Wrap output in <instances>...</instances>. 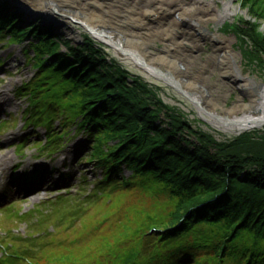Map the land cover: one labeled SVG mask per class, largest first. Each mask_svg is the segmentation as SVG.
I'll use <instances>...</instances> for the list:
<instances>
[{
    "label": "trees",
    "instance_id": "1",
    "mask_svg": "<svg viewBox=\"0 0 264 264\" xmlns=\"http://www.w3.org/2000/svg\"><path fill=\"white\" fill-rule=\"evenodd\" d=\"M240 2L254 20H240L234 27L244 45L241 47L243 55L262 62L264 34L258 28L264 21V0ZM49 41L52 42L50 48L57 49V43L52 39ZM72 50L76 63L80 65L79 74L85 73L72 78L85 86L80 94L84 105H90L86 107L89 116L100 121L96 130L104 129L107 137L125 139L135 131L136 122H141L152 132L143 142H129L119 151L111 149L107 154L115 165L123 163L133 174H152L165 189L173 191L177 204L160 226L167 229L180 224L177 232H182L181 221L192 209L201 205H205V209L217 206L221 218L226 221L228 235L238 236L247 231L264 242V133H245L226 143H217L210 136L199 133L194 136V141H190L183 134L187 131L193 135L186 121L163 106L150 107L148 101L155 104L154 94L144 83L134 80L129 84L126 72L108 64L103 54L90 45ZM54 58L61 60L60 55ZM61 66V69H67ZM162 112L166 113L165 121L157 123ZM160 141L161 145H157ZM95 151L97 155L100 153L97 146ZM103 162V158H99V164ZM83 206L70 201L62 211L77 217ZM155 228L158 226L149 227L147 231ZM46 241L45 237L31 241L26 244L27 249H40ZM253 257L251 253V262Z\"/></svg>",
    "mask_w": 264,
    "mask_h": 264
},
{
    "label": "rangeland",
    "instance_id": "2",
    "mask_svg": "<svg viewBox=\"0 0 264 264\" xmlns=\"http://www.w3.org/2000/svg\"><path fill=\"white\" fill-rule=\"evenodd\" d=\"M17 1V5L20 8H12V12H14L15 15L22 16L28 22H36L38 25L43 26L45 29L52 28V31L55 35H53L54 40L62 41L64 39L65 41V39H70L73 45H79L80 42H77L76 39L78 38V35L84 34V31L80 24L73 23L69 19L59 18L58 16L54 17V19L51 20L52 23L46 24L44 23L45 20H43L42 18V15L46 14V9L44 12L38 11L39 14L36 11L38 8L37 5L40 2H43V0H33L32 2H28L30 7L27 4H23V0H21V2H19V0ZM145 1L146 0H142V3H139L138 8H141V10H143L145 7L151 5L150 2L146 3ZM168 1L172 2L171 6L176 3L171 0ZM168 1L164 2V6L169 5ZM199 1L203 8V5L208 2L210 3L211 0ZM230 1L233 9L235 8L236 10L235 14L232 17L227 18L225 21L229 22V24L232 26L236 25L240 20H242V22H246L247 20L254 22V20H250L247 9L242 7L240 0H213V3L215 4V8L219 10L222 8L223 2ZM180 2L184 5H191L194 0H180ZM112 9L121 10L117 4H114ZM168 12L169 14H171L172 19H174L177 23H180V20L187 22L189 21L188 23H190L189 18L179 17V19H177L173 16L174 12H172L171 10H168ZM150 16L153 19V16ZM164 16V14H161L160 19L156 22V26L165 23L162 19ZM65 23L66 25L69 24L72 27L73 33L70 36L67 35V33L70 32V29L66 26H62V24ZM207 27L211 31L217 30L222 35L230 38L231 47L235 51L242 54L240 48L244 45L236 32L232 33L233 31L230 28H225L223 23L222 25H215L212 22H208ZM258 29L259 31L264 33V21L260 22ZM79 30L80 34H77L76 31ZM175 36H177L178 38L180 37L178 34H175ZM158 39L159 38L154 41V45L156 48L154 53H159L163 50L165 45H167L165 40L161 39V41H159ZM173 40L176 42L180 41V45L183 41L186 42V44L190 45V52L187 51V53H190V55L194 57L193 62H207L205 70L206 72L205 74L202 73L204 74L203 77H205V82L201 87L207 90L205 93H203V96L206 99L213 100V103L217 106L216 109L218 112H221V109L223 108L231 107L234 103L237 102L238 97L241 99L243 98L245 102H248V100L252 98L251 91L246 90L247 95L245 94L246 97H244L237 89V85L241 86V84H232L226 79V77H229L228 74L221 73L219 71V68L215 63V56L218 54V47L214 46L212 42L206 41L202 44H198L197 47L194 48L195 50H193V48H191V42L189 39L187 40L181 36L179 39ZM91 41L95 45L97 50L104 53L109 63H113L118 67L121 66L126 71L125 75L129 81L140 80L142 83L148 86L149 89H151L149 91H152V93L154 94V97H151L155 99V104L159 102V104L155 105L151 101H148V104L151 108H160L161 106H163V108L165 107L166 109L173 111L174 116L181 117L183 121L189 123L191 131L195 134L201 131L212 136L216 141L222 143H226L232 139L233 136L231 134L216 130L215 128L198 118L194 105L179 92L169 87L155 86L148 83L144 78L136 75L137 73L131 72L130 69L127 68V66H124V64H122V62L118 57L115 56L110 48L96 42L92 38ZM184 42L182 43L181 47L185 51L187 47L184 45ZM246 42L247 44L250 43L248 39H246ZM13 50H15V54L13 56L19 57V66L14 69L15 74H13L12 77L8 79V82L9 86L14 88L20 82L29 80V78L34 75L36 70L32 69L30 67V64L25 62V54L24 56H22L24 50L20 51L19 48H13L12 51ZM31 53L32 52L30 51V54ZM242 57L240 58L242 70L244 72H248L249 76H257L259 80H262L264 82V60L262 62H259L257 59L250 60L245 58L244 60V57ZM229 75H232V77H237L235 76V74ZM24 106L25 102L23 100L17 99L16 104H12V109H22ZM73 111L77 115V110L74 109ZM241 113L242 111H239L238 115ZM165 114L166 113L162 112L160 116L164 117ZM252 131L255 132V130H250L249 132ZM256 131L260 132V134L264 133V126L263 128L257 129ZM68 132L69 136L75 134L74 123L70 125ZM183 134H185V137L189 138V140L194 139V136L187 131H185ZM83 141L84 139L82 138V136L78 138H72L69 141V146L65 148L63 152H61L70 153L68 156V161H66V163L69 165H73V172L76 176H78V174L80 173L82 175H89L92 171L91 163H77L79 156H76V149H78L82 145ZM26 152L27 156L29 157L39 154L46 156L44 152L40 153L38 150L27 149ZM129 194L130 193L123 192L113 196L110 201L92 205V207L86 210L81 219L79 221H76L72 227L66 226L68 224L67 222L71 221L70 219H67L62 225L53 227L52 236L49 237V239L52 241L51 246L44 249L42 252H39L37 257H35L34 259H27L22 264H86L87 262H92L97 257H100L99 255L102 254V252H105L106 250L112 248L115 245L116 241L122 238L128 239L130 237H134L135 234L144 232L149 227H161L159 225L164 223L167 219V216H169L173 212V210H171L173 207V199L164 192L158 195L156 194V196L154 197H152L153 195ZM40 200H42V193L30 194L25 199V201L22 202L23 209H33L36 204L40 202ZM121 210L124 211L123 214H121ZM13 223L16 224L12 221L7 224L0 222V229L15 226L13 225ZM23 226V224L20 225V227ZM94 227L99 228L95 235L92 236V234L94 233H91L89 237L82 238L72 246L67 244L69 240L82 237L83 235L91 231V229H93ZM197 230L204 232L199 235L200 238H204L208 241L213 240L214 243L217 244L221 240V236L212 233V231L208 227L197 228ZM239 234L240 235L236 236L233 241L235 242L236 246H238V248H241L243 250L246 248L247 243L253 244L261 242H258V240L254 241L253 235L247 233L246 231H242V233L240 232ZM58 239L65 241L59 243L57 242ZM262 245L264 246V244ZM241 252L242 250H236V253ZM98 262H100V260L96 261V263Z\"/></svg>",
    "mask_w": 264,
    "mask_h": 264
},
{
    "label": "bare ground",
    "instance_id": "3",
    "mask_svg": "<svg viewBox=\"0 0 264 264\" xmlns=\"http://www.w3.org/2000/svg\"><path fill=\"white\" fill-rule=\"evenodd\" d=\"M165 1L168 0H146L151 5L143 10L138 8L142 0H111V3L107 0H43L37 6L38 9L54 7L58 12L64 10L72 15L96 40L110 48L131 72L142 75L152 85L168 87L175 83L179 85V92L197 95V101L201 104L196 109L197 117L213 128L236 135L264 122V82L242 70L241 57L232 50L230 38L207 30L208 22L217 24L235 14L236 9H233L231 1L223 2L219 10L215 8L213 0L203 8L199 0L191 5L171 0L176 2L173 6L170 1L169 5L164 6ZM114 4L121 10H113ZM168 10L174 12L173 16L177 19L189 18L192 25L186 29L183 23H177L171 17L164 24L156 26V23L146 19V15H152L157 22L161 14H169ZM52 17L53 13H46L44 23L49 24ZM127 24L132 28H128ZM195 29L204 35H196ZM175 34L189 39L193 49L206 39L214 40L218 47L215 63L219 71L238 76L241 89L252 91V99L245 102L238 97L231 107L218 112L213 100L203 96L207 90L201 87L205 82L203 75L207 62H193L194 57L181 47L184 41L180 45V41L173 40L180 38ZM157 38L159 41L165 40L167 45L159 53H154ZM239 111L242 113L238 115Z\"/></svg>",
    "mask_w": 264,
    "mask_h": 264
}]
</instances>
